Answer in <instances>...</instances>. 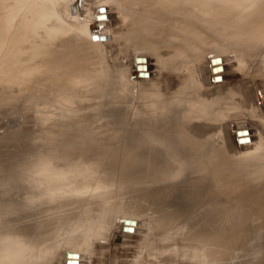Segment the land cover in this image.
Listing matches in <instances>:
<instances>
[{
  "label": "bare ground",
  "instance_id": "1",
  "mask_svg": "<svg viewBox=\"0 0 264 264\" xmlns=\"http://www.w3.org/2000/svg\"><path fill=\"white\" fill-rule=\"evenodd\" d=\"M15 1L16 4H12L11 7L5 6L0 12V111L3 113L1 108H4L5 113L13 115L14 103L18 98H25L24 103L27 104L36 95L37 102L42 101L44 106L50 108L44 112L42 121L44 123L49 121L51 126L45 124L51 128H47L42 122L46 130L40 132L38 130L33 138L24 133L25 137H21L25 139L24 143L28 142L29 146H33L26 150L27 157L24 156L27 161L20 162L22 163L20 166L19 159H16L20 169L16 164L17 167H14L16 170L12 171L19 170L14 175H26L29 180H39L34 181L38 190L34 192L33 198L21 201L1 200L0 221L3 222L0 224V247L4 248L0 251V264H50L62 249L66 250L64 261L61 260V263L69 264L67 258L70 256L72 260H69V257V262H73L75 257L76 263L83 264L85 257L90 260L85 255L86 253L89 255L94 249L92 248V244L96 243L93 242L94 239L106 242L119 227V222L117 228L113 224H116L120 217L112 218V213L115 211L118 213L119 210L123 214H128L124 216V225H127L126 218L138 221L133 227L134 232L123 229L120 231L125 237L136 235L130 239H136V242L131 241L134 242L138 257L145 256L144 260L132 261V264H145V261L149 264L262 263L260 251L257 249L258 241L257 238L254 239L253 232L262 224H255L254 211L264 202H262L264 151L252 152L250 149L244 154L241 152L239 159L226 160L222 164L217 161V145L213 136L203 134V131L198 130V124L206 122L211 126L217 120V110L220 109L217 106V87H221L225 82L226 71L223 52L228 50L235 52L236 49L242 48V52H236L240 55V63L262 62L264 65V0H114L120 14L125 20L130 21L131 33L135 38L140 36L137 25L143 16L142 13L147 10L146 13L152 14L154 19H151L149 30L152 36L159 38L154 40L157 41L153 48H167L163 62L172 60L168 53L170 48L173 51H182L185 55L183 60L185 65L186 61L190 62L192 57L197 56L194 51L195 35L199 31L212 42L202 49V53L210 54L208 67L210 83L213 86L210 101L193 96L195 93L198 94L197 87L186 83L175 92L176 96L174 93L165 97L159 89L156 90L149 100L150 109L154 107L155 111L139 115L138 112H134L135 116L138 115L136 120H145L149 123L148 133L140 135L138 141L139 144L150 145L149 156H146L145 152L134 154L132 149H128L127 146L133 143L131 134H119L103 110L99 114L97 112L96 117L90 115L91 107H95L92 104L94 99L96 107L98 105L109 108L114 105L112 100L118 94L117 89L122 90V86L128 85L126 74L128 70L123 69L125 74L121 72L115 74L116 80L113 78L111 82L106 80L108 76L106 70L101 79L97 77L96 58L90 55L96 48L92 33L89 34L86 22L75 25L80 10L78 1ZM226 3H232L235 8L229 9ZM218 25L223 30H233L236 33L234 38L227 37L226 34L217 37ZM221 39L226 41L222 42ZM137 56L146 57L147 54L141 52ZM212 57H220L222 62L217 63V59L213 63ZM201 58L199 55L194 61ZM144 63L143 66L150 71V76L139 75L137 79L152 77L148 56ZM140 64H135V67H139ZM222 65L223 70H219ZM141 67L139 68L142 69ZM134 72H137L135 68ZM95 82L99 84L100 101L97 96L94 99L92 96ZM76 86L82 87L78 90L79 95H82L80 98H77ZM16 88H21L20 93L14 94ZM33 89L38 90L33 92ZM43 90H51L54 95L44 99ZM182 96L185 97V101H182ZM258 97L264 111V92L261 95L259 92ZM17 107L18 105L16 109ZM199 107L202 111L195 112ZM113 111L117 114V110ZM51 115L56 117L53 116L54 119H51ZM94 118L105 119L107 121L104 123L105 127L98 130L100 124L98 121L97 131L92 129ZM9 123L11 124L9 131L0 134V139L7 138V145L5 144L7 147L14 144L16 138V132L13 131L16 124L11 121ZM102 123L100 125H103ZM246 127L237 126V129ZM235 136L237 141V134ZM29 138L34 141L33 143L40 144H31ZM23 141L21 146H25ZM20 159L23 160L21 157ZM127 166L130 167L125 170ZM233 169L242 177L229 180L228 186L232 187H222L224 183L221 181L225 180L222 178L226 175L219 180L220 173L231 172ZM178 172L180 174L177 177ZM40 182L42 186L38 185ZM118 185L126 187L127 192L120 191ZM1 191L7 197H13L7 195L4 189ZM114 195L122 197L119 201L122 209L119 208L120 204L115 203L118 198L115 201L111 200ZM98 197L106 200L105 205L103 202L101 204L102 209L99 203L98 208L92 206ZM94 198L96 200L93 202ZM241 200L244 201L242 205L238 204ZM256 200L259 201L254 204ZM113 202L120 206H115L118 207L116 209ZM123 204L128 209H125ZM99 208L101 212L96 210ZM219 211L225 212V218L231 217L230 221L233 219L234 223L238 211L244 213L245 221L242 226L240 225L241 230L245 229V234H250L248 237L245 236L246 239L244 237V243L242 242L244 232L240 239L238 236L241 231L232 226V221L226 222L229 225L224 224L221 228L225 222L222 221L223 216L222 220L219 219V214L217 215V213L221 215ZM55 213H58L60 218H54ZM141 214L149 220L144 228H140ZM238 215L240 218V213ZM243 215L241 214V217ZM217 219L222 222H219L221 224L219 230ZM236 221L240 223L239 220ZM240 226L238 224V227ZM113 227L116 229L113 230ZM129 227L128 229H132ZM235 228L239 234H236ZM246 228L250 229V233L246 232ZM117 231L114 235L118 233ZM21 234L25 236L22 245L18 243ZM240 244L244 245L241 247ZM129 245L126 247L124 244L125 249L132 247ZM102 248L103 246L99 248L100 251L106 250ZM217 249L222 252V257H227L225 260L221 257L223 262L217 260ZM131 252L132 250L128 251L129 254ZM68 253L74 254L67 256ZM128 253L124 257H127ZM243 254H247L248 258ZM241 255L245 256V259L241 257L243 261H240L241 259L238 261ZM60 257L57 261H60ZM101 258L103 259L98 257ZM94 259L91 261V258V262L86 261L94 264ZM98 259H95V263H98ZM105 259L108 260L107 257ZM122 264L128 263L124 260Z\"/></svg>",
  "mask_w": 264,
  "mask_h": 264
},
{
  "label": "rangeland",
  "instance_id": "2",
  "mask_svg": "<svg viewBox=\"0 0 264 264\" xmlns=\"http://www.w3.org/2000/svg\"><path fill=\"white\" fill-rule=\"evenodd\" d=\"M5 1L6 0H0V9H1L0 12L2 11V9H5L4 8L5 6L11 7L12 4L17 3V1H15V0H9V2L8 1L5 2ZM32 1L39 2L38 0H32ZM76 1H78V3H79V7H80L79 9L80 10H79L78 15H77V12L75 11V15H77V22L75 23V25L78 26L79 24L86 22L87 26H88L89 34L91 35V33H92V38L96 35L103 37L102 40H94L93 39L95 41L97 49L95 48L90 52V55L92 57L96 58L95 62H97L96 65L98 66L97 77L101 79L105 73V70H106V72L108 73L106 80L108 82H111L113 80V78L115 79V74H119L120 72H121V74H125L123 72V69L128 70V73H126L127 79H128V85L122 86V88H123L122 90H119V88L117 89L118 94H116L115 98H113V100H112V102H114V105H112V107H109V108L99 107L98 105L96 107V102H95L96 100L94 98H95V96H97L99 101H100L101 100V94H100L99 84H97V82H95V85L93 87V93H92L94 100H92L93 103L91 102L95 107H93L91 105L92 109L90 110L91 111L90 115L91 116L93 115L92 117H96L100 113V111L103 110L104 113L106 114V116L110 119V122L113 124V126L118 129L117 131L119 134H122V135L131 134L130 138L132 139L133 143L131 144V146H127L128 149H132L134 154H141V152H145V155L149 156L150 145L139 144V142H138L140 139V135H142L144 133H148L149 123L146 122L145 120H136V117L139 114H149V113L155 111L154 107L153 108L151 107V109H150L149 100L151 99V97L155 94L156 90H158V89H159V92H162L165 95V97H169L170 95L172 96L175 92L180 90V88L184 84L189 83V84L195 85L197 87L196 91L198 94L195 93V94H193V96L200 97V98L197 97V99H200V100L204 99V100L210 101L209 97L211 96V89L213 87L210 83V77H209L210 69L208 67V63H209L208 60H209L210 54L206 55V54H204V52L202 53V49L204 46L212 43L211 39L210 40L207 39V37L204 36V33L202 31H199L198 33H196V35H195L196 36V49L194 51L197 54V56L192 57L190 59V62L186 61L187 62L186 65H185V62L183 64V60H185L184 59L185 55H183L182 51H173V50H171V48H170V52H168V53L171 55L172 60H169L167 62H165V60H164V62H163V59L165 56L164 52L167 51V48L166 47H162V48L156 47L157 49L153 48V46H154L153 44L157 41L156 40L154 42V40L159 39V38L151 35L149 27L151 26V19H154V18H152L153 17L152 14L146 13L147 10H145L142 13L143 16L139 20L140 21L139 25H137V29L139 31L140 36L138 38H135L134 34L131 33L132 29H131L130 21L128 19L125 20L124 17L120 14V12L118 10L119 7L114 0H113V2H111L110 0H76ZM1 2H3V4H1ZM226 4L229 6V9L235 8L232 6V3H226ZM101 9H104V11L101 12ZM101 16H103L105 18L104 19H98ZM101 25H102V27H100ZM217 32H218L217 37H221L223 34H226L227 37L234 38V35H236V33L231 29H224V30L221 29L220 25L217 26ZM104 41L107 42L106 47L104 46V44H105ZM221 41L225 42L226 40L221 39ZM103 42H104V44H103ZM100 43H102L103 45L101 46ZM99 44H100V46H99ZM263 44H264V42H263ZM237 51L242 52V48L236 49L235 52L234 51L231 52L230 50L223 52V55L226 59V61H225L226 62V71L224 74L225 75V82L221 85V87H219V88L217 87V106L220 107V109L218 108V110H217V120L214 122L215 126L214 125L209 126V124L207 125V123L205 121L204 122L206 125L202 124V123H201V125L198 124V130L203 131L204 132L203 134L207 133V134L213 136L215 144L217 145V161L221 162L222 164L225 163L226 160L231 161L233 159H239L240 155L242 154L241 152H243V154H244L245 151H248L250 149L252 150V152L253 151L263 152L264 151V111L261 108V102L258 100L259 92H260V95L262 94V92H264V65L262 62L251 63L249 61L250 63H247V62H241L240 63V61H241L240 55H237V53H236ZM141 52L146 53L150 59V69L152 72V77H150L149 79H142V78L137 79V76H139V75L144 76V77L150 76L149 75L150 71L146 69L147 68L146 66H143V65H145L144 62H146L147 56L146 57L145 56H142V57L137 56ZM199 55H201L202 58L200 60L194 61V59L196 57H198ZM203 55H204V57H203ZM143 57H145V58H143ZM137 60H140L143 62V63L141 62L142 67H141L140 61L138 62ZM216 60H217V63H219L222 59L220 57H218V58L212 57L211 58V61H213V63H215ZM236 62H237V64H236ZM135 64L136 65L140 64L139 67H141L142 69H140L138 66L135 67ZM244 65H245V67H244ZM239 66H241V68ZM134 68L137 70V72H134ZM143 69H144V71H143ZM220 69L223 70V65H222V68H219V70ZM131 71H132V77H131ZM193 71H195V72H193ZM215 71H216V69H215ZM217 71H218V68H217ZM136 73H138V74H136ZM133 74H136V75H133ZM81 89H82L81 86H78V87L76 86L77 98L82 97V95H79V91H78ZM19 90L21 91V88L20 89L16 88L14 90V94L20 93ZM37 90L33 89V92H35ZM152 90H155V91L151 92ZM43 91H44L45 95L43 94ZM43 91H42V94H43L42 97L43 98L45 97L44 99L50 98L54 95L53 91H51V90L50 91L49 90H43ZM47 92H49V93H47ZM176 95L177 94L175 93L174 96H176ZM34 97L35 98H33L32 100H29L27 102V104L29 105L28 107H31V108L25 107V105H27L26 103H24L26 101V99L21 97V98H18L17 102L14 103V106H15L14 111L15 112L13 115H11V114L8 115L7 113H5L4 108H1L3 113L0 111V134L1 135L3 133L6 134L9 131V128L11 126V124L9 123L10 121H11V123L14 122L16 124V126L13 128V131L16 132V138L14 139L15 141L13 142L14 144L8 145V147H7L6 146L7 145L6 141L8 142V140H6L7 138L4 137V138L0 139V202L2 199L21 201V200H25L28 198H33L35 196L34 192L36 190H38V186L34 185V181H39V180H29L28 178L25 177L26 175H20V176L14 175L15 172L17 174L18 173L17 171H19V170L15 171V172L12 171V170H16V169H14V167L15 166L17 167V165H18L16 159L17 160L19 159L18 160L19 164H20V162L24 163L27 161V158H26L27 157L26 156L27 151L26 150H29V148L33 146V145L29 146V143L26 141L25 142L27 143V145H26V143H24L23 140H25V139H23V138L25 136L23 137V133H24V135H29V136L31 135V138H33V135L35 134V132H38V130L40 132L44 129L46 130L47 128H51V127H49V126H51L48 123L49 121H47V122L45 121V123H47L49 126L47 124H45L44 121H42V117L44 115V112H47L50 108L48 106L46 107V105L44 106L42 101L37 102L36 101V98H37L36 95ZM182 101H185V97H183V96H182ZM17 105H18V107L16 109ZM178 105L180 106L181 103L180 104L178 103ZM201 107H202V105H201ZM95 108H96V110H95ZM198 109L195 110V112L202 111L200 107ZM202 109H203V107H202ZM51 110H54V109L51 108ZM113 110H117V114L114 113ZM97 112H98V114H97ZM134 112H138V115L135 116ZM231 115H233V116H231ZM53 116L56 117L55 115H53ZM53 116L51 115V119L52 118L54 119ZM207 116H208V114H207ZM93 121H95V123H94L95 126L92 123V129L97 128L96 122L99 121L98 124L99 123L101 124V122H103L102 123L103 125H100V124L98 125V128H97L98 130H101L103 126L105 127L104 123L107 122L103 118L102 119L100 118L99 120L97 118L96 119L94 118ZM114 121L117 123H115ZM42 122L45 126H47V128H45V126L42 124ZM200 122H202V121H200ZM237 126H247V127L244 129H237ZM97 129H96V131H97ZM31 131H33L32 132L33 134L30 133ZM96 131H95V133H96ZM240 133H246V135L241 136ZM36 134H38V133H36ZM92 134H94V133H92ZM236 134H237V139H238L237 141L238 142L236 141V136H235ZM29 136H27V137H29ZM21 137H23V138H21ZM27 137H26V139H27ZM29 140H30V138H29ZM241 140H243L245 142L241 143L240 142ZM22 141H23L25 146H21ZM30 141L32 142L31 144H35V145L37 143L40 144V142L33 143L34 141H32V140H30ZM21 147H23V149ZM24 149H25V151H23ZM21 150H22V152H25L26 154L22 153ZM20 154H22L23 156ZM19 156L22 159L26 158V160H24V159L21 160ZM16 157H18V158H16ZM22 163L20 164V166L22 165ZM134 163H136V162H134ZM129 167L130 166L125 167V170H127ZM18 169H20L19 165H18ZM174 172L176 173L175 170H174ZM179 174H180V172H178L177 177L179 176ZM224 174L226 175V177L222 178V179H225V180L221 181V183H224L222 185V187H225V186L226 187H232V186H228V181L239 179L240 177H242V175L238 176V174L235 173L234 169H233L231 172L220 173V175L218 177L219 180ZM14 176H15V178H14ZM242 179L244 180V178H242ZM38 185L42 186L43 184L40 182ZM117 188H119L120 191L124 192L126 190L125 192H127L126 187L119 186ZM121 188L122 189L124 188V190H122ZM1 189H4L7 193V195L10 194L13 197H7L5 195V193H2ZM127 195H129V193H127ZM116 196L117 195H114L111 200L114 199V201H115L118 198L119 199V200L117 199L118 202L116 200L115 203L120 204L119 201L122 200L121 199L122 197L119 198L118 196L117 197ZM96 199L94 198V200H93V202L96 200L95 203L92 204V206L94 205L93 207L98 208V206H100L103 203L105 205V203H106V200H104L105 198L98 197ZM98 199L99 200L102 199L103 201L102 200L99 201ZM258 201L259 200H256L253 203L256 204V203H258ZM263 201H264V198H263L262 202ZM97 203H99L100 205ZM115 203L113 202V204H115ZM121 203H123V202H121ZM129 203H131V202H129ZM243 203H244L243 200L238 202V204H241V205ZM116 204L114 205V207L121 205L119 208L122 209V204H120V205H116ZM125 205L127 206V204H125ZM102 206L103 205L100 206L101 209H102ZM123 206H124V204H123ZM258 206H260V207L259 208L256 207L257 210L254 211V216H255V221H256L255 224H257V225L259 223H262V224L259 225V227L261 226L260 228L254 230V232H253L254 236L253 237H254V239L257 238V241H258L257 249L260 251V255L262 258V263H260V264H264V202H263V204L261 203ZM100 208L96 209V210H99L101 212L102 210H100ZM124 208L128 209L125 206H124ZM91 210H92V208H91ZM115 212L112 213L113 214L112 218H118V217H120V218H118L117 221L115 219L114 222L116 221L117 223L115 222L116 224H113V225L116 228L119 225L120 228L118 227L119 229L118 228L116 229L115 227H113V230L116 229L114 232H116L118 230L117 231L118 233H116L114 235V232H113L111 237L109 239H107L106 242L109 245L104 240H102L103 241V243H102L100 239L96 238V241L94 239L93 242H96V243L92 244V248H94L93 249L94 251L91 250L92 252H90V253L92 255H90V253H89V255L91 257L88 255V253H86L87 255H85V256H88V258H90V260L92 258L91 261H93V259L95 257H96L95 258L96 260L98 259V257L99 258L103 257V259L102 258L98 259V261H97L98 263H95L96 261L94 259V262H93L94 264H106L107 261H108L107 264H109V263L114 264V262H116L115 264H122V262H124V260L128 264H132V261L137 262V261L144 260V258H145V256L138 257V254L136 252V247L133 244L134 242H136L135 241L136 239H130L133 237L135 238L136 235H134V234L129 235L128 236L129 238H128L127 236L125 237L123 235V233H120L121 229H123L124 231H130L131 230L132 232H134L133 227L135 225H137V223H136V222H138V221H136L137 219L136 220L131 219L132 220L131 221V220H128L130 218H126V220H127L126 224L127 225H124L125 224L124 223V221H125L124 216L125 215L128 216V214H125V213L123 214V212H120V210L118 211V213L116 212V214H115ZM219 212H221V215H220V213H217V215L219 214L218 216L220 217V218L219 217H217V218L222 220L221 216H223L224 218L222 221L225 223H223L221 225L219 223L221 221H219V219H217L218 220L217 223H219V225L217 224V226H219L218 230L220 228V225L222 228L224 224L227 226L228 223H226V222L229 221V223H230L231 221L232 222L234 221L233 219L230 221L231 217H230V219L225 218V216H226L225 212H222V211H219ZM121 213H122V216H121ZM222 213H224V214H222ZM239 213H240V218L238 215ZM117 214H119V215H117ZM241 214L243 215L244 213L242 211L241 212L238 211V213L235 217V218H237L236 220H239V222L241 224L236 223V222H238L236 220H235V223L234 222L231 223L232 226L240 229L239 232L241 231L240 232L241 234H239V232L237 231L238 229L235 228V230L237 231L236 234H239L238 237H240V239L243 236L242 232L245 231V229H243V228L242 229L244 231L241 230L242 223L245 221L244 215H243V217H241ZM53 217L54 218L55 217L60 218V215L58 213H55V214H53ZM141 217H139V221H140L141 226H142V227L140 226V228H144L146 226V224L149 222V220L147 217H146V219L144 218L145 217L144 214H141ZM121 219H122V221H121ZM225 219H227V220L225 221ZM147 220H148V222H147ZM129 221H131V223ZM143 221H145V222H143ZM2 222L3 221H0V224ZM118 222H119V224H118ZM122 222H123V227H122ZM127 222L130 224H128ZM132 222H133V224H132ZM144 223H145V225H144ZM234 224H236L237 226H235ZM238 224H239V226L240 225L241 226L238 227ZM243 225L245 227H247L245 224H243ZM129 226H132V227H129ZM128 227L132 228V229H128ZM248 229L249 228H246V230H247L246 232L249 231L248 233H250V229L249 230ZM120 235H121V237H120ZM248 235H250V234H247V233L245 234V232H244V236L242 238L243 243L245 242L244 237L245 236L248 237ZM56 236H57V233L54 235L55 239L57 238ZM119 237H120V240H119ZM246 237H245V239H246ZM259 239H262V241H259ZM108 240H109V242H108ZM131 240L134 242H132ZM24 241H25V236L22 234L19 235L18 243L20 245H22V244H24ZM97 241L99 243H97ZM127 243L130 244L129 246H132L133 248L128 247L127 249H125V246L126 247L128 246ZM124 244H125V246H124ZM94 245H96L98 247H96ZM240 245L242 247V245H244V244H240ZM102 246H103L102 249H106V250H104V251L101 250L102 251V253H101L100 249ZM122 246L124 247L126 252H124L125 250L122 249ZM106 247H108V248H106ZM115 247L118 249H116ZM217 247H218V245H217ZM3 248H4V246H1L0 251L3 250ZM65 250L66 249H64V251ZM120 250H124V251H122L123 253ZM131 250H132V252H131L132 254L131 253L129 254L128 251H131ZM64 251H63V249L59 250L58 256L54 258L55 260L52 259L50 264H65V263H61V260L63 262L64 258H65ZM107 251H109L108 254L106 253ZM118 251H120V252H118ZM103 252H105V253H103ZM60 253H61V257H60ZM126 253H128L127 257L126 256L124 257V255ZM221 253L222 252L218 251V249H217V260L218 261L222 260V262H223L227 257L226 258L224 256L222 257ZM69 254L72 256L74 253L73 254L68 253L67 256ZM75 254H77V253H75ZM104 254H105V256H104ZM134 254H136V255H134ZM243 255H245V254H243ZM243 255H241L239 257L238 261L240 259H241L240 261H243V259H245V256H247V254L244 257H243ZM76 256H78V254ZM128 256H129V259H128ZM225 256H227V255H225ZM58 257L61 258L60 261H57V260H59ZM69 257L70 256H68V258ZM106 257L108 258V260L105 259ZM122 257H123V259H121ZM221 257L224 260L221 259ZM68 258H67V263L79 264V262L76 263L77 258L74 257L73 262L70 261L71 263L69 262L71 257L69 258V260H68ZM85 258H86V260H89V259H87V257H85ZM140 258H143V259H140ZM246 258H248V256ZM104 259L107 261H105ZM126 259H128V260H126ZM86 260L83 261V264H89L91 262L90 260H89L90 262L86 261ZM99 260H100V262H99ZM101 260L104 262L102 263ZM111 260H112V262H109ZM117 260L119 262L122 260L123 261L121 263H118ZM236 261H237V258H236ZM129 262H131V263H129ZM133 264H135V263H133ZM145 264H149L148 261H145ZM217 264H220V262L219 263L217 262Z\"/></svg>",
  "mask_w": 264,
  "mask_h": 264
},
{
  "label": "snow or ice",
  "instance_id": "3",
  "mask_svg": "<svg viewBox=\"0 0 264 264\" xmlns=\"http://www.w3.org/2000/svg\"><path fill=\"white\" fill-rule=\"evenodd\" d=\"M103 11H104V9H101V12H103ZM104 18H105V17L101 16V17H99L98 19H104ZM100 27H102V25H101ZM93 39H94V40H100V39H103V37H100V36H94ZM240 135H241V136H244V135H246V133H240ZM240 142H241V143H244L245 141L241 140Z\"/></svg>",
  "mask_w": 264,
  "mask_h": 264
}]
</instances>
